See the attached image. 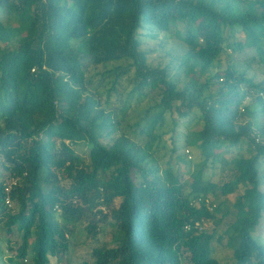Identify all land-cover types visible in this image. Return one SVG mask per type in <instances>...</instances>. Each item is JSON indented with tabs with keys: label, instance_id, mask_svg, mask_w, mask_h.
Returning a JSON list of instances; mask_svg holds the SVG:
<instances>
[{
	"label": "trees",
	"instance_id": "obj_1",
	"mask_svg": "<svg viewBox=\"0 0 264 264\" xmlns=\"http://www.w3.org/2000/svg\"><path fill=\"white\" fill-rule=\"evenodd\" d=\"M246 48L255 55L243 69L221 68L223 54ZM254 63L264 72V0H0V264L12 237V264L29 252L32 264H70L69 236L83 222L94 238L103 224L116 229L112 246L99 237L76 264H221L213 243L225 237L233 264H264V143L253 136L264 139V78L248 74ZM167 113L174 134L186 117L198 127L182 132L201 155L191 182L171 159L157 163ZM242 143L250 155L224 157ZM209 167L224 177L212 181ZM6 178L17 180L10 190ZM217 191L237 193L234 220L221 234L197 231L230 214L226 201L210 210Z\"/></svg>",
	"mask_w": 264,
	"mask_h": 264
},
{
	"label": "rangeland",
	"instance_id": "obj_2",
	"mask_svg": "<svg viewBox=\"0 0 264 264\" xmlns=\"http://www.w3.org/2000/svg\"><path fill=\"white\" fill-rule=\"evenodd\" d=\"M12 22H16V20H14V18L11 19ZM180 30L185 33V24H181L179 26ZM147 39V38H146ZM148 44H152L154 43L153 41H151V39H148ZM176 42V43H175ZM175 47H178L180 45V43L178 41L175 40ZM229 55L223 54V56L221 57V60L219 61V65L221 66V68H226V66L228 65V63H234L237 66H241V69L244 68V60H246V58L251 57L252 55H255V51L254 49H250V48H246L244 51H240L238 53H232L231 51L228 52ZM231 55V56H230ZM220 68V67H219ZM247 67L245 66V69ZM248 69V68H247ZM257 69V70H256ZM249 70V75L254 74V71L256 70L257 75H259V79H263L264 78V72H263V66L259 65L258 63H254L253 64V68L248 69ZM182 86V84L180 85ZM142 107V108H141ZM141 107H139L136 112L132 111L131 112V116L128 119L127 122V126L130 124H134V122L140 118L141 116V112H139L141 109H143L145 107V105H141ZM191 117H186L182 119V126L180 127V130L177 131L175 134L173 133V125L171 123L172 121V117L170 115V113L166 114V123L163 126V131L167 132L164 137L163 140L161 141V146L160 149L158 151V153H156V156L158 157V164L161 165L162 168L166 167V163L168 160H172V164L176 165V168L178 169L180 167L181 171H183V179L186 182H191L192 175H190V173L188 172L189 170H193V167H197V165L201 162V155L200 152L191 146H185L184 143V135H183V131L186 129V127H190V131H196L198 129L193 126V124L195 123V120ZM259 122L264 123V115L262 116L261 119H259ZM176 137V145H178L180 147V149L177 151V153H173L172 150V146L175 144L173 142V137ZM80 150L79 152L84 155V157L87 158V147L86 146H80L79 147ZM224 148V147H223ZM221 148V149H223ZM238 149V150H237ZM235 148V147H231L228 151H225L224 157L227 159H231L233 158L236 154L238 153H242L245 155H250L252 150H250V148H248V144L247 143H242L239 148ZM190 150V151H188ZM178 154H183L182 161H178V159L176 158V156ZM217 165L219 166V163H217ZM262 178L264 179V164L262 165ZM206 177H209L212 181H218V179H222L224 177L223 173L221 172L220 168H216V170H214L213 173V169L211 167L207 168L204 172ZM6 181L10 182L11 180L9 178L5 179ZM237 193L235 194H231L227 197L223 196L221 194L220 191H217L216 194H213V192H211L208 196V200L212 201L213 204L218 205L223 201H226V205L228 206L229 210H230V214L224 216V211H218L217 212V220H210L207 222L206 224V228L205 230L211 231L213 228H215L217 230V234H221L224 233L226 231V229L228 228V226L233 222L234 220V208L232 209L233 206V201L235 200ZM231 207V208H230ZM105 227L104 230H102L101 232L98 230L99 234L97 236V238H94L92 236H90L87 232V228H86V222L77 224L74 229H73V235H70L69 237L71 238V247L70 249L66 252L65 254V258H67L68 262L70 264H76L81 262L84 259H87L90 257L91 251L92 249L96 246L99 245L100 243H106L109 244L110 246H112V234L115 231L116 227H111V226H105V224H103ZM71 233H68V235ZM2 237L4 239H6V231L4 229H2ZM100 237V241L99 240ZM2 246L4 249L7 250L6 254L4 256H2V264H12V262L9 260V258L11 257V255H14V253H16V250L19 246V242L16 239V237H12L11 238V245L13 246L12 250H9L11 252H8V246H7V242L6 240L1 242ZM13 253V254H12ZM213 256L216 257L221 264H233L234 263V259H233V251L232 249L227 245V237H225L222 242H218V241H214L213 243ZM21 262H23V264H32V255L29 252V255L27 258H25L24 260H21ZM186 264H190L187 260H185ZM49 264H64V262H62L58 257L55 256H51L50 258V262Z\"/></svg>",
	"mask_w": 264,
	"mask_h": 264
},
{
	"label": "built area",
	"instance_id": "obj_3",
	"mask_svg": "<svg viewBox=\"0 0 264 264\" xmlns=\"http://www.w3.org/2000/svg\"><path fill=\"white\" fill-rule=\"evenodd\" d=\"M259 134H258V131L257 130H255L254 132H253V136L254 137H256V140L258 141V142H263L264 143V139H262L261 137H259L258 136ZM188 151H190V150H188ZM17 184V180L16 179H12L7 185V187H6V190H10L11 188H12V186L13 185H16ZM6 203L7 204H10L11 203V198H10V196H7L6 198ZM214 207H215V205H212L211 207H209L210 208V210L212 211L213 209H214ZM206 224H207V222H203V221H197V222H195V224H194V228L197 230V231H203L205 228H206ZM191 228H192V226L191 225H187V229L188 230H191Z\"/></svg>",
	"mask_w": 264,
	"mask_h": 264
}]
</instances>
